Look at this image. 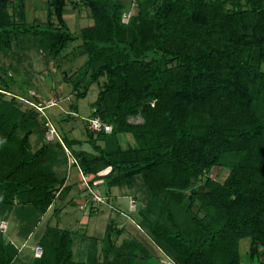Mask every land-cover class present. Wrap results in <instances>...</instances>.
Instances as JSON below:
<instances>
[{
  "label": "trees",
  "instance_id": "obj_1",
  "mask_svg": "<svg viewBox=\"0 0 264 264\" xmlns=\"http://www.w3.org/2000/svg\"><path fill=\"white\" fill-rule=\"evenodd\" d=\"M25 2L0 0V51L27 36L56 58L81 41L76 100L104 77L91 116L112 130L95 134L87 121L92 152L56 132L49 140L36 102L6 99L0 79V221L14 214L27 238L71 191L58 174L65 165L92 186L128 188L139 204L136 238L118 245L124 229L110 223L77 261L73 232L47 227L33 264H140L150 246L173 264H242L245 239L250 262L264 260V0H51L43 24L27 22ZM69 4L84 6L92 25L72 33ZM124 135L135 144L123 147ZM215 168L228 169L222 181ZM5 239L0 230V264H13L18 248Z\"/></svg>",
  "mask_w": 264,
  "mask_h": 264
},
{
  "label": "rangeland",
  "instance_id": "obj_2",
  "mask_svg": "<svg viewBox=\"0 0 264 264\" xmlns=\"http://www.w3.org/2000/svg\"><path fill=\"white\" fill-rule=\"evenodd\" d=\"M50 1L26 0L27 22L43 24L47 19ZM133 7H135L134 1ZM131 14V11L124 13L123 22L127 23ZM65 20L74 34L93 23L84 6L73 4L66 6ZM80 44L81 41L70 43L60 55L50 58L45 51L37 48L36 38L21 36L11 50L0 51V79L7 84L6 99L15 97L17 102L21 103L22 109L31 106L26 101L40 102L46 107L42 115L49 120V129H51L45 134L47 139L49 136L54 137L52 132L55 131L59 136L66 135L79 139L82 144L74 146L75 149L92 152V147L87 142L85 124L93 118L91 106L106 79L102 77L99 86L97 83L92 84L86 97L76 100L72 79L77 77L79 68L86 60V55L79 50ZM1 80L0 89H5ZM74 104L76 108L72 110L70 106ZM142 120L141 116L129 118L131 123H140ZM41 127L42 125L34 130L30 139L34 149H37L43 140ZM119 139L123 147L135 144L130 135L121 136ZM70 161L72 162V159ZM227 173L228 169L215 168L210 176L222 181ZM58 174L67 176L66 183L72 185V189L64 200L58 199L49 208L27 238H22V230L14 214H11L7 220L0 221V224L4 222L7 225L6 232H3L5 240L12 242L18 248L19 253L13 264H33V248L40 243L47 227L69 229L73 232L72 249L74 259L77 261L85 259L88 249H91L93 238L100 239L110 223L124 229L117 238L118 245L124 239L136 238L138 235L136 232L139 231L133 221H136L139 204L130 196L131 190L125 187L92 186L89 184L92 176L78 174L77 168L73 165L60 167ZM100 192L103 203H96L93 201V193ZM140 203L144 202L140 201ZM98 247L99 252L101 244ZM239 248L242 264H264L262 257L259 262H250L248 240H242ZM148 249L149 257L140 264H164L167 261L152 246ZM98 256L101 260V255Z\"/></svg>",
  "mask_w": 264,
  "mask_h": 264
},
{
  "label": "built area",
  "instance_id": "obj_3",
  "mask_svg": "<svg viewBox=\"0 0 264 264\" xmlns=\"http://www.w3.org/2000/svg\"><path fill=\"white\" fill-rule=\"evenodd\" d=\"M34 107L37 108L38 111H40L43 114V110L46 108L44 107L43 104H41L40 102H36V104L34 105ZM88 128L95 134L100 133V132H104V133H110L112 130V127L109 124L104 123L100 118H91L88 120ZM51 129H49L50 131ZM52 134H55V131L52 132ZM52 138H50L49 136V140H52L54 137L51 136ZM93 201L96 203H103L102 202V198H101V192L98 193H93ZM0 230L2 232H6L7 230V225L6 223H1L0 224ZM43 254V247L38 244L33 248V257L36 259H39L42 257ZM164 264H173L172 261H167Z\"/></svg>",
  "mask_w": 264,
  "mask_h": 264
},
{
  "label": "crops",
  "instance_id": "obj_4",
  "mask_svg": "<svg viewBox=\"0 0 264 264\" xmlns=\"http://www.w3.org/2000/svg\"><path fill=\"white\" fill-rule=\"evenodd\" d=\"M78 174H79V173H78ZM66 184H67V183H66ZM52 206H53V205H52ZM52 206H51V207H52ZM136 233H138V232H136Z\"/></svg>",
  "mask_w": 264,
  "mask_h": 264
}]
</instances>
